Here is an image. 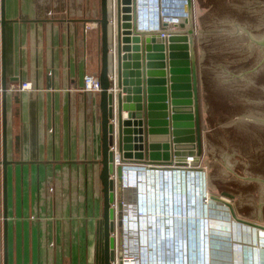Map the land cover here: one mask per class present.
<instances>
[{
	"label": "water",
	"instance_id": "1",
	"mask_svg": "<svg viewBox=\"0 0 264 264\" xmlns=\"http://www.w3.org/2000/svg\"><path fill=\"white\" fill-rule=\"evenodd\" d=\"M99 4L98 264L114 259V138L118 162L206 164L208 264H264V0H115L114 93L108 1ZM4 20L1 0L2 26ZM4 69L3 56L0 164L7 264ZM120 173L117 165V184Z\"/></svg>",
	"mask_w": 264,
	"mask_h": 264
},
{
	"label": "crops",
	"instance_id": "2",
	"mask_svg": "<svg viewBox=\"0 0 264 264\" xmlns=\"http://www.w3.org/2000/svg\"><path fill=\"white\" fill-rule=\"evenodd\" d=\"M3 1L0 85L3 56L7 85L13 76L32 82L30 89L6 91L7 264H98L99 92L84 90L82 76L99 72L98 43H86L87 30L99 28L84 32L99 0L86 7L84 0ZM1 100L0 91V159ZM2 178L0 164V238ZM133 192L124 194L128 201Z\"/></svg>",
	"mask_w": 264,
	"mask_h": 264
},
{
	"label": "built area",
	"instance_id": "3",
	"mask_svg": "<svg viewBox=\"0 0 264 264\" xmlns=\"http://www.w3.org/2000/svg\"><path fill=\"white\" fill-rule=\"evenodd\" d=\"M109 15L108 25L110 31L109 44V79L111 81L109 90L113 93L116 90V27H115V0H107ZM52 10H48L47 14L51 15ZM95 18V17H94ZM84 20V32L92 24L98 26L95 19ZM32 87L29 80H13L6 86V90H26ZM82 88L87 91L99 92L101 89L98 75L85 72L82 76ZM0 91H2L0 85ZM115 99L113 100L114 117L110 119L115 125ZM113 151V206L114 224L113 231V264L119 258L121 264H184L181 257L168 258L154 256L153 243L148 245L146 240H141V236L145 237L148 232L153 236L155 231L161 232L162 229L169 230L174 233V239L179 244L180 238L183 243L185 240L184 224L188 215L197 214L201 226L207 224V198H206V171L203 164H178V163H148V162H118V150L115 138L110 146ZM120 166V180L117 184L115 168ZM197 180L200 184H197ZM189 181H193V186H189ZM156 182L158 186L156 185ZM167 183L168 187L163 189L167 196L157 198L161 192L162 185ZM200 185V186H198ZM119 186V189L117 188ZM172 187L170 191L169 187ZM184 187V189H183ZM194 188V196L188 193L189 189ZM49 188L53 185L50 183ZM128 189H132L133 200L128 201L124 194ZM177 193H172L175 191ZM160 195V194H159ZM171 195L178 196V199L171 200ZM179 197L181 200H179ZM189 197H195V202L189 203ZM188 214V215H187ZM181 222V232L174 222ZM146 220V224L143 222ZM177 220V221H176ZM190 224L186 227H192L197 224L194 219H190ZM151 228V230H150ZM206 229V228H205ZM204 229L203 242L205 243L204 264H208L207 248V230ZM157 232V233H158ZM155 237V235H154ZM156 240V237H155ZM157 239L156 242H159ZM181 241V240H180ZM179 248V247H178ZM119 253V256H117ZM158 253V252H157ZM145 255V257L142 255ZM156 257V259H155ZM184 258V257H183ZM173 259V260H172ZM202 262V254H200L199 263ZM202 264V263H201Z\"/></svg>",
	"mask_w": 264,
	"mask_h": 264
},
{
	"label": "rangeland",
	"instance_id": "4",
	"mask_svg": "<svg viewBox=\"0 0 264 264\" xmlns=\"http://www.w3.org/2000/svg\"><path fill=\"white\" fill-rule=\"evenodd\" d=\"M88 2H87V0H84V4H83V6H90L89 4H87ZM92 6V5H91ZM95 8H98V10H97V12H96V16L95 17H99L100 16V4H99V2L97 3V1H95V5H93ZM84 11V10H83ZM84 13V12H83ZM97 28H99V25L97 26ZM97 36V37H96ZM99 36H100V32L98 31V33H97V30L95 29V28H89L88 30H87V37H86V43H87V45L90 43V42H95V41H97V43H98V48H99V44H100V42H99ZM97 39V40H96ZM204 165V167H205V171H206V164H203ZM65 182H61V185H59L58 187H62L63 186V184H64ZM85 183V182H84ZM96 184V187H97V193H98V195H97V200H98V202H97V205L99 206V208H98V210H99V213L101 214V212H102V192H101V184H100V181H97V182H95ZM78 184H79V182H78ZM163 184V183H162ZM83 185V182H80V186H82ZM168 187V185H167V183H164L163 185H162V189H166ZM171 187V186H170ZM82 188V187H81ZM183 189H184V187H183ZM96 192V191H95ZM164 195H167V193H166V191H164ZM164 197H166L167 198V196H163V198ZM189 203L191 202V203H193V202H195V197L193 198H191V197H189L188 198V200H187ZM188 215V214H187ZM179 218V217H178ZM181 218H179V220H180ZM190 219H194V221L197 223V224H199V222H200V220H199V218L197 217V214L196 213H194L193 215H188L187 216V218H186V222H185V224L188 226L191 222H190ZM177 221V220H176ZM176 223V222H175ZM177 224H181L180 222L179 223H177ZM150 230H151V228H150ZM206 230V229H205ZM204 235V234H203ZM155 237H156V240L158 239L159 240V238H160V241L159 242H156V240H155ZM155 237L153 236L152 237V235L150 234V232H148V236L146 235V233H145V237H143V236H141V240L143 239V240H146V244H148V245H150V244H152L153 243V245L155 246L156 245V247L154 248L155 250H154V252L156 251V252H158V243L160 244V245H167V246H169V245H171L170 247H165V249H168V252H169V254H170V256L173 258V257H177V256H175L174 254H171V250L173 251V250H177V247H182V245L183 246H187L188 244V242L186 241V240H184V243H183V241H182V237L180 238V240H179V244L178 243H176L177 242V239H174V233H172L171 232V234H166V233H163V236H162V233L161 232H156L155 233ZM168 238V239H167ZM186 239V238H185ZM200 239V242L202 243V239L201 238H199ZM204 239V238H203ZM208 243V238H207V242H206V244ZM201 251H202V249H201ZM185 255H187V251L185 250L183 253H181V257L183 258V257H185ZM145 257V255L143 254L142 255V257ZM194 264H198V262H194Z\"/></svg>",
	"mask_w": 264,
	"mask_h": 264
},
{
	"label": "clouds",
	"instance_id": "5",
	"mask_svg": "<svg viewBox=\"0 0 264 264\" xmlns=\"http://www.w3.org/2000/svg\"><path fill=\"white\" fill-rule=\"evenodd\" d=\"M199 229H200V225L199 224H195L193 226V228L192 227H188L187 228V230H186L187 233H185V238H186L185 240L188 242L187 244H189L191 246V249H190V251L187 252V255L184 258L181 257V253L178 251V249L177 250L175 249L173 251L171 250V254H174L177 257L178 256L181 257L180 258L181 262L184 263V264H194V262H198L199 263L200 254H202V251L199 248V244L197 246V250L195 249L196 243H198V238L201 237V236L198 237V234H197ZM194 231H195V234H194ZM168 249L165 250V244L164 245H160L158 243V249L157 250H158L159 257L168 258L169 255H170L169 252H168ZM194 253H196L195 257L193 256ZM204 255L205 254L203 253L202 254V262H203V264H204V261H205L204 260ZM202 262H200V264Z\"/></svg>",
	"mask_w": 264,
	"mask_h": 264
},
{
	"label": "bare ground",
	"instance_id": "6",
	"mask_svg": "<svg viewBox=\"0 0 264 264\" xmlns=\"http://www.w3.org/2000/svg\"><path fill=\"white\" fill-rule=\"evenodd\" d=\"M197 184H200V181L199 180H197ZM156 185L158 186V184H157V182H156ZM190 185H192L193 186V181H189V186ZM198 186H200V185H198ZM169 189H170V191H172V187H169ZM196 190L192 187L191 189H189V191H188V193H190V195L191 196H194V192H195ZM160 194V195H159ZM158 195H157V198H163V196H164V190L163 189H161V192L159 193ZM180 218V217H179ZM178 218V219H179ZM179 222H180V220H179ZM181 223V222H180ZM143 224L145 225L146 224V220H144V222H143ZM174 224L176 225L177 223H175L174 222ZM177 227L179 228V230H180V232L182 231L181 230V224H177ZM184 228H185V230L187 229V227H186V224H184ZM206 228V230H207V224L204 226V224H203V222H201V226H200V229L198 230V232H197V234H198V237H200L201 236V233H202V235L204 234V229ZM168 229L167 230H164V229H162L161 230V233H162V236H163V233H168ZM158 232V231H157ZM170 232V234H171V231H169ZM155 233H156V231H155ZM185 233H187V231L185 232ZM194 234H195V231H194ZM155 235V234H154ZM153 235V236H154ZM148 236V235H147ZM152 236V237H153ZM168 239V238H167ZM202 240H203V238H201ZM198 244H199V247H201V249L202 250H204V244H200V239H198ZM198 244L195 246V249L197 250V246H198ZM207 245H208V243H207ZM171 245H169V246H167V245H165V247H170ZM156 247V245L154 246L153 245V255L154 256H156L157 255V252L155 251L154 252V248ZM190 249H191V246L188 244L186 247L185 246H183L182 245V247H179L178 248V251L180 252V253H183L185 250L188 252V251H190ZM166 250V249H165ZM200 251V250H199ZM207 253H208V248H207ZM186 256V255H185ZM194 257L196 256V253H194V255H193ZM155 259H156V257H155Z\"/></svg>",
	"mask_w": 264,
	"mask_h": 264
},
{
	"label": "flooded vegetation",
	"instance_id": "7",
	"mask_svg": "<svg viewBox=\"0 0 264 264\" xmlns=\"http://www.w3.org/2000/svg\"><path fill=\"white\" fill-rule=\"evenodd\" d=\"M101 216H102V213H101ZM101 216L99 217V220H98V227H97V240H98V243H97V247H98V255H99V242H100V238H101V242L103 241V235L101 234L100 236V219H101ZM0 258L2 259L3 261V257H4V236L3 238H0ZM101 246H102V243H101ZM102 249V247H101ZM101 254H102V251H101ZM3 264V263H2Z\"/></svg>",
	"mask_w": 264,
	"mask_h": 264
}]
</instances>
